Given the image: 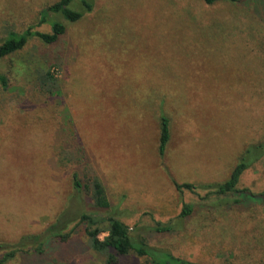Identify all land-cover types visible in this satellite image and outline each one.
I'll use <instances>...</instances> for the list:
<instances>
[{
    "label": "rangeland",
    "instance_id": "rangeland-1",
    "mask_svg": "<svg viewBox=\"0 0 264 264\" xmlns=\"http://www.w3.org/2000/svg\"><path fill=\"white\" fill-rule=\"evenodd\" d=\"M57 1L0 0V42ZM93 4L74 22L44 13L47 22L34 29L49 32L60 19L59 39L50 45L28 39L0 60L14 87H0V241L39 232L62 211L90 212L85 195L71 186L75 171L81 181L101 178L128 226L173 220L177 233L152 239L156 248L201 264H264L260 199L212 209L203 190L173 185L223 181L244 149L264 137V20L228 2ZM48 70L61 85V101L37 85ZM62 106L87 164L77 160L76 134L61 121ZM161 114L170 129L162 155ZM236 186L264 191V156L242 171ZM185 203L194 213L177 219ZM76 221L69 240L48 243L41 255L18 254L10 264H149L131 253L91 249Z\"/></svg>",
    "mask_w": 264,
    "mask_h": 264
},
{
    "label": "trees",
    "instance_id": "trees-1",
    "mask_svg": "<svg viewBox=\"0 0 264 264\" xmlns=\"http://www.w3.org/2000/svg\"><path fill=\"white\" fill-rule=\"evenodd\" d=\"M79 2L80 6L72 9L74 2ZM95 0H58L54 4L46 7L40 13L41 15L57 14L64 21L74 22L84 14H89L93 10ZM204 4L209 5L218 2L235 3L245 8L251 9L261 20H264V0H202ZM260 14H263L261 16ZM33 25H28L21 33L12 30L6 34V37L0 42V60L21 49L28 39L36 38L44 44H53L64 33L65 23L62 20L55 19L49 25V32H43L34 29L47 22L44 16H41ZM39 89L46 96H54L57 100L62 99V88L54 73L49 70L40 78L38 82ZM0 87L3 90H14L9 83V78L0 72ZM62 122L71 127L76 134L74 137V151L78 157V162L88 163L87 152L79 139L67 108L62 106L59 111ZM160 135L158 143V152L164 153L166 145L170 138L169 119L163 114L159 116ZM264 156V137L255 143L249 144L241 153L238 161L229 171L226 179L220 182L201 183L193 185L192 183H176L173 185L181 190H187L198 194L201 189L204 191L202 200L208 208L223 206L224 208L235 207L238 203H248L252 199L261 200L264 203V191L253 193L248 188H238L236 183L239 175L244 169ZM87 173V172H86ZM71 186L80 195H85V200L90 206V212H80L74 216H67L65 211L60 212L54 218L53 222L47 227L36 233L20 235L15 241H0V264H10L16 255L35 254L41 255L44 246L55 241L64 242L70 239L73 227L69 225L76 221V225L84 224V234L87 237V245L96 251L111 250L116 255H125L128 253L139 257H144L149 264H201L199 262L188 261L177 258L168 252L150 245L152 239L158 237L176 234L177 224L173 220L168 222H154L153 225H134L132 227L125 224L117 217L116 207L111 204L107 196L104 182L96 174L87 175L84 181L78 178V174L71 173ZM208 202L210 204H208ZM194 213V205L185 203L177 215V219L189 218ZM104 232L102 239L98 238L99 233ZM109 261L113 260L109 253Z\"/></svg>",
    "mask_w": 264,
    "mask_h": 264
}]
</instances>
